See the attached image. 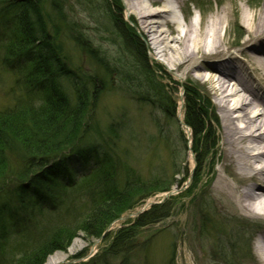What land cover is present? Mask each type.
Returning a JSON list of instances; mask_svg holds the SVG:
<instances>
[{"label": "rangeland", "instance_id": "obj_1", "mask_svg": "<svg viewBox=\"0 0 264 264\" xmlns=\"http://www.w3.org/2000/svg\"><path fill=\"white\" fill-rule=\"evenodd\" d=\"M53 1L44 0L46 12L51 11ZM116 1L123 6V0H60L58 15L53 16L56 21L50 26V35L61 49L60 56L68 60V66L77 70L75 72L78 76L81 75L84 80L88 79L84 76H89L99 92L87 117L88 129H91L89 140L93 142L90 146H97L99 151L106 148L112 150V155L121 162L120 179L126 175L124 167L121 168L123 164L125 169L129 170V174L134 175L137 183L155 180L163 183L174 181L183 186L172 191L174 194L182 192L171 209L173 216L152 227L139 229L137 237L132 241L134 246L130 255L124 256L125 261L120 255L111 257V264H264L256 250L259 235L264 232V218L247 215L236 206L234 194L214 186L217 176L224 177L230 185H238L240 190L244 182L235 181L226 170H223L225 160L220 150L223 145L222 140L218 138V119L213 112L214 96L208 91L209 87L198 82L195 74L187 80L182 78L180 70L175 71L161 57L152 56L144 42V35L135 26L134 19L130 18L123 7L120 12ZM229 5L237 6L243 12H259L264 9V0H185L181 9H177V18L182 24H185L187 19L195 22L200 19L206 20L218 7ZM105 7L110 12L114 9L113 13L120 16L121 22L136 33L152 74L165 87V94L170 95L178 105L177 111L172 115L164 111L160 102L154 98L151 88L145 87L142 83L144 80L127 77L124 74L136 64L135 71L131 72L137 75L140 64L134 59L136 54L121 52L116 39H111L117 35L113 33L114 31L110 32L113 29ZM113 23L115 30L120 32L118 27L120 23L115 21ZM230 28L228 38L240 42L242 37H239L241 32L239 25H232ZM76 31L79 33L76 34ZM0 36L2 37V34ZM75 38L83 41L85 48H89L90 52L95 47L97 53L92 51L90 55L93 56L89 57ZM119 41L125 47L121 37ZM2 45L0 42V109L10 107L15 103V98L26 92L23 84V61L13 62L11 66L6 64ZM98 56L105 58L111 67L99 62ZM66 84L65 81V87ZM183 86L194 89L202 102L207 104V118L204 119L206 131L203 132L202 139H198L199 136L194 135L183 123ZM203 139L207 141L206 145L203 144L206 142ZM210 147V153L206 155L209 158L203 162L201 154ZM70 162L78 175L95 165L92 157L84 163L73 156ZM257 183H259L257 186L264 189V183L259 181ZM175 186L176 184L172 185ZM262 196L264 200V194ZM153 199L154 197H151L146 201L151 203ZM89 200L87 196L82 207L87 206ZM0 201L2 205L7 198L1 196ZM78 204H81V201H78ZM139 205L125 215L134 214L140 209ZM48 210L45 208L41 215L35 214V218L29 213L28 216L24 215L14 221L13 226L18 231L15 237L18 238L4 246L0 244L5 251L2 257L0 250V264H13L16 261L24 249L21 245L25 235L32 234L34 238L41 239L53 232L63 217L53 216ZM201 211H207L202 220L199 217ZM44 213L51 217L45 216ZM80 216L81 214L79 216L74 214L73 218L77 221ZM132 221V219L114 221L111 227H108V232L99 239L87 241L86 236L81 231L78 232V237L68 246L67 251L63 252L69 254L73 243L76 240L81 241L79 249L67 256L68 262L70 261L68 264H105L101 254L110 247L117 232L130 226ZM68 225L77 227V222ZM40 235L42 236L39 237ZM249 240L252 252L247 257V254L242 252L243 246ZM222 245L227 249H223ZM230 248H234L237 255H230L228 262L224 256L230 253ZM172 252L175 253V257Z\"/></svg>", "mask_w": 264, "mask_h": 264}, {"label": "trees", "instance_id": "obj_2", "mask_svg": "<svg viewBox=\"0 0 264 264\" xmlns=\"http://www.w3.org/2000/svg\"><path fill=\"white\" fill-rule=\"evenodd\" d=\"M59 3L54 0L51 11L46 12L44 0H0V35L5 42L2 45L5 63L23 61L26 90L14 99L13 105L0 109V200L1 196L7 198L0 205V244L4 246L17 240L18 231L13 224L19 217L29 213L33 217L41 215L45 208L53 216L63 217L46 238L25 235L21 245L24 249L13 264H43L48 255L58 250L67 251L80 231L87 241L98 239L111 222L145 198L170 191L172 185L179 186L174 181L137 183L123 164L121 168L124 167L126 175L120 179L121 162L115 159L112 150L106 148L99 151L97 146H90L93 142L89 140L91 129H88L87 117L99 92L89 76H84L88 77L84 80L68 66V60L60 56L61 49L50 35V26L56 21L53 16L58 15L61 6ZM108 16L109 22L120 23L121 33H113L123 39V52L136 54L134 59L140 64L137 75L131 72L135 71L136 64L124 74L144 80L142 83L151 88L164 111L171 115L175 113L177 104L165 94V87L152 74L136 33L121 22L119 15L112 13ZM75 40L92 58L90 54L93 50L90 52L83 41ZM183 90L184 124L199 136L198 139H202L206 131L207 104L202 102L194 89L183 86ZM206 143L203 142L204 145ZM210 149H205L201 156L206 157ZM73 156L84 163L92 157L95 165L78 175L70 162ZM87 196L89 203L82 207ZM172 199L162 206H152L130 226L118 231L110 247L101 254L105 264H111V257L119 255L125 261L124 256L132 252V241L137 237L138 230L159 221L168 212L164 209L171 205L168 201ZM205 212L201 211V220ZM74 214H81L77 221L73 218ZM73 220L77 222V227L68 225L75 223ZM0 250L4 257L5 251L1 247ZM229 252L224 256L228 262L230 255H237L234 248H230ZM242 253L250 256L249 242L243 246Z\"/></svg>", "mask_w": 264, "mask_h": 264}, {"label": "bare ground", "instance_id": "obj_3", "mask_svg": "<svg viewBox=\"0 0 264 264\" xmlns=\"http://www.w3.org/2000/svg\"><path fill=\"white\" fill-rule=\"evenodd\" d=\"M184 1L123 0V6L118 1L116 4L120 12L123 7L134 19L152 56L180 70L182 78L187 80L195 74L198 82L209 87L223 145V170L235 181L244 182L240 190L238 185L217 176L214 186L234 194L236 206L247 215L264 218V189L257 186L258 181L264 183V9L248 13L234 5L223 6L206 20L187 19L182 24L177 9ZM236 24L241 28L240 42L228 38L230 27ZM114 27L111 22L112 31H116ZM119 38L111 39H116L123 52L124 44ZM92 50L97 53L95 47ZM98 58L111 67L105 58ZM258 239L257 255L264 260V232ZM81 245L76 240L69 254ZM69 254L59 251L44 264L66 263Z\"/></svg>", "mask_w": 264, "mask_h": 264}]
</instances>
